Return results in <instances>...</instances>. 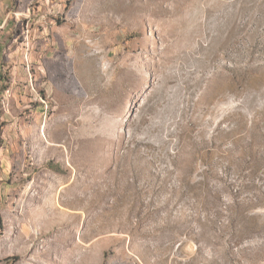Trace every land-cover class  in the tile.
I'll use <instances>...</instances> for the list:
<instances>
[{"label":"rangeland","instance_id":"rangeland-1","mask_svg":"<svg viewBox=\"0 0 264 264\" xmlns=\"http://www.w3.org/2000/svg\"><path fill=\"white\" fill-rule=\"evenodd\" d=\"M6 7L0 264H264V0Z\"/></svg>","mask_w":264,"mask_h":264},{"label":"crops","instance_id":"crops-1","mask_svg":"<svg viewBox=\"0 0 264 264\" xmlns=\"http://www.w3.org/2000/svg\"><path fill=\"white\" fill-rule=\"evenodd\" d=\"M9 2V0H0V81H1V74H2V37H1V33L3 32L2 29L5 27V25H7V15H5V13L3 12L4 10H6V5ZM5 8V9H4Z\"/></svg>","mask_w":264,"mask_h":264}]
</instances>
